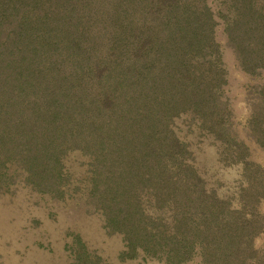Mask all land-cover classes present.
<instances>
[{
    "label": "trees",
    "instance_id": "obj_1",
    "mask_svg": "<svg viewBox=\"0 0 264 264\" xmlns=\"http://www.w3.org/2000/svg\"><path fill=\"white\" fill-rule=\"evenodd\" d=\"M221 22L239 68L264 71V0H0V193L76 195L120 234L122 258L264 264V83L241 137L223 98ZM218 144L234 184L206 181L171 121ZM87 158L84 174L65 157ZM76 191V193H74ZM69 264H98L80 236Z\"/></svg>",
    "mask_w": 264,
    "mask_h": 264
},
{
    "label": "rangeland",
    "instance_id": "obj_2",
    "mask_svg": "<svg viewBox=\"0 0 264 264\" xmlns=\"http://www.w3.org/2000/svg\"><path fill=\"white\" fill-rule=\"evenodd\" d=\"M215 11L218 0H206ZM215 40L219 43L225 85L222 95L232 111L234 126L244 137L243 126L248 116L247 97L255 93L253 85L264 83V71L248 74L242 71L227 46L222 23L215 26ZM175 135L189 151L187 161L208 182L220 181L223 185L234 184L237 169L219 161L218 144L211 136L196 128L191 117L182 115L171 121ZM250 157L264 166V153L253 144ZM87 158L77 152L65 157V167L75 177L84 174ZM76 193V191L74 192ZM76 195L53 199L36 193L21 182L0 193V264H69V245L73 236H80L87 251L100 258L98 264H162L156 259L136 256L122 258L125 249L120 234H109L103 227L99 213L86 207ZM264 214V199L260 203ZM264 240V232L255 239L256 245ZM190 264H194L190 263Z\"/></svg>",
    "mask_w": 264,
    "mask_h": 264
}]
</instances>
